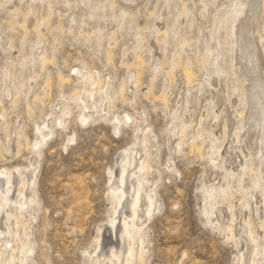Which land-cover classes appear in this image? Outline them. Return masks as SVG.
<instances>
[{"label": "rangeland", "instance_id": "rangeland-1", "mask_svg": "<svg viewBox=\"0 0 264 264\" xmlns=\"http://www.w3.org/2000/svg\"><path fill=\"white\" fill-rule=\"evenodd\" d=\"M63 1L50 4L51 27L40 28L41 41L32 30L33 16L28 17L26 34L18 26L10 27L12 19L19 24L23 20L22 14L12 13L13 8L22 2L18 7L25 13L32 0H8L0 7V170H12L11 200L16 196L15 168L31 175L25 191H34L35 201L31 204L34 211L29 214V206L22 214L27 236L6 216V211L17 216L15 204L0 208V229L8 223L17 230L16 234L1 233L0 239L27 238L34 247L31 264H95L91 258L99 261L111 248H118L122 258L125 246L118 232L122 214L116 213L113 231L104 227L116 215L108 195L114 182L110 173L117 170L123 150L133 147L144 156L141 145L133 142L136 134L145 133L152 144L147 184L157 208L143 222L141 263L263 264L264 253H252L244 225L249 215L254 235L264 242V231L256 226L261 219L264 223L261 0H253L248 16L241 20L238 45L233 36L220 31V46L210 35L225 0H184L191 21L181 0H115L113 10H100L95 0V15L85 18L90 5L69 0V11ZM36 9V18L46 14ZM122 12L128 15L121 18ZM59 26L62 30L56 29ZM165 28L169 29L165 38L155 35V30ZM24 36L27 42L21 52ZM39 41L34 59L29 47ZM44 49L52 62L42 68L36 59ZM208 51L220 53L219 67L213 65L214 55ZM86 73H91L93 83ZM116 119L122 121L114 131ZM43 125L47 130L41 132L48 135L35 146L41 140L38 127ZM190 142L201 149L190 150ZM211 143L216 155L211 153ZM219 161L225 172L218 167ZM256 174L261 182L254 186ZM128 177L126 185L133 180ZM3 181L0 175V186ZM225 184L232 195H225L227 201L215 196L216 208L205 212L204 190ZM243 190L248 191L245 198H241ZM127 202L128 197L122 201V212H128ZM227 225L233 227V238L239 242L228 237ZM239 253H243L242 262Z\"/></svg>", "mask_w": 264, "mask_h": 264}, {"label": "bare ground", "instance_id": "bare-ground-1", "mask_svg": "<svg viewBox=\"0 0 264 264\" xmlns=\"http://www.w3.org/2000/svg\"><path fill=\"white\" fill-rule=\"evenodd\" d=\"M19 1H21V0H19ZM55 1L56 0H32V3L33 4L32 3L31 4L28 3L29 5L27 6V12H25V13L20 12V9L21 8H19L18 5H20L22 2L19 3L17 6H15V8H13L12 13H14V14L16 13V15L18 13L19 14H22L23 20H22V23L19 24L16 21H14V19H12L10 21V27H11V29L13 30L15 28V26H18V27H20L25 32V34L28 33L27 20H28V17L33 16L34 19H35V25L32 27V30L37 34V36H38L37 40H40L41 41L42 33L40 31V28L41 27H44V28L48 29V28L51 27L50 26V21H51L50 19L52 17L51 15H52L53 11L51 10V5L50 4L52 2H55ZM82 1H83V5L84 6L88 4L91 7V10L89 12L84 13V17L83 18H85L87 16H92V15L94 16L95 14H94V11L93 10H95V2L96 1L95 0H82ZM23 2H24V0H23ZM130 2H132V0H130ZM224 2H225V4H223V5H225V6L222 9V12L220 13L219 18L216 20V22L214 24V26H215L214 27V33L211 34L210 37L213 38V39H215L216 41H218L219 36L217 35V33L220 32V31H223L225 34H229L230 36H233V38H234L233 41L235 42L236 45H238L237 35H239V31H240V28L242 26V24L240 25V23H241V20L243 18H245V16L247 15V13L250 11L249 7H250V5H252L253 0H225ZM5 3H8V0H0V7L2 6V4H5ZM35 3L37 5H35ZM181 3H182L183 11L186 13L187 17L189 18V21H191L192 20V14H191L190 11H188V6H187L186 2L184 0H181ZM259 3H260V6H262V8H263V6H264V0H261ZM63 4L67 8V10L72 11V8H71V5H70L69 0H64L63 1ZM98 4H99V9L100 10H102L103 8H106V7H109L110 9L113 10V9H115L117 7L115 0H99ZM37 7L44 9L45 12H46V14L44 16H42L41 18H36V16H35V12H36L35 10H37L36 9ZM1 8H3V7H1ZM102 13H103V11H102ZM127 15H128L127 12H122L120 17L121 18H124ZM72 16L73 15L71 14L70 17H72ZM99 17L105 19V17H104L103 14H99ZM73 21H74V19L72 17L71 22H73ZM236 21H239V23L237 22L238 24L237 23L234 24ZM242 21H244V20H242ZM56 29L62 30V28L60 26L58 28H56ZM96 31L99 34L102 32L100 28H98ZM154 33L157 36H161L162 38H165L169 34V29L168 28H165L164 31H162V32H160L158 30H155ZM40 41H39V43L36 42L35 43V46L29 47V56L30 57H33L34 59H35V57H34L35 51H37V50L39 51V46H40V43H41ZM26 42L27 41H26L25 36H24V38L22 40V43L20 44V49H19L21 52H24V45L26 44ZM217 45L220 46V42L219 41H218V44ZM246 47H248V46H246ZM9 48L11 49V47H9ZM138 49H141L140 46H138ZM51 51L53 52V49H51ZM248 53L247 54L245 53L246 54L245 56H247ZM211 54L214 55L212 52L208 51V55H211ZM219 56H220V53L218 52V54L214 55V57H213L214 59H213V62H212L213 65L216 64L217 67H219V64H217V59L219 58ZM251 57H249V59ZM51 60H52V57L48 56V53H47V50L46 49L41 50L40 56H38V58L36 59V61L41 64L42 68H44L47 63L52 62ZM246 60L248 61V59H246ZM174 63H176V62H173V64ZM141 65H142V63H141ZM245 65H246V63H245ZM187 70H186V76H187V78L190 79L191 74ZM251 73H253V72H251ZM90 74L89 73H86V75H87L86 77L87 78H90L91 77ZM92 78H93V76L91 77V81L93 83L94 80H92ZM95 85H96V88H97V83ZM98 85H99V83H98ZM261 101H262V99L259 100L258 102H261ZM262 103L263 102H261V104ZM261 111L262 110H260V112ZM83 119H84V117H83ZM126 119L128 121H133L129 116H126ZM121 121L119 119H116L115 120V124L113 125L114 131H117L118 130V128H119V126L121 124ZM181 128H182V126H181ZM38 129H39L40 132L43 131V130H47L46 126H44V125L42 127L39 126ZM183 131L184 130L182 129L181 132H180V134H182ZM47 135L48 134H42V132H41V135H40V139L41 140H37V142H35V146H38V144H40L41 141L44 140ZM236 135H238V134H236ZM148 137H147V135L145 133H143L141 136L138 135V134H136L134 136L133 145L134 144H137V143L139 145H141V148H142L143 153H144V156L143 157L140 156L139 155V151L138 150L136 151V149L133 148V147H130L129 149H125V150L122 151L121 155L118 158L119 164H118L117 170L116 171H112L110 173V179H114V182L112 184H110L109 193H108V195L111 196L110 198L112 200V207H113L112 208V214H116V213L118 214V212H120L122 214L121 217H120L119 224L120 223L121 224H120V228H119V231L118 232H119V240L120 241H124L125 250L122 249L124 251L123 256L121 258V251L118 248H115V249L114 248H111V249H109V251H108V253H107V255L105 257H103V258L100 257V258H102V259H100L101 261L100 260L98 261V259L96 257H94V258H91L90 257L91 259H93V261H94L95 264H117V261H119V260H121V263L122 264H135L134 262H136L137 264H142L141 262L143 261V254L145 255V253H144L145 249L143 248V245H142V242H144L143 239H144V236H145V234H143L144 231H145V230L143 231V227H144L143 226L144 225L143 222L146 221L147 219L149 220V218H150L153 210L155 208H157V205H156L157 203L155 201L156 198L153 197V195H152L153 194V189L151 187H149V184H147V182L150 181V179H151L147 175H148V171H150L149 170V168H150L149 156H150L151 152L149 150V147L152 146L151 141H150V139ZM68 140H70V138ZM193 142H194V139H193ZM195 144L196 143L189 144V146L191 148L190 150L193 149V151H194V150L197 149ZM178 145H179V143H178ZM210 148L212 149L211 150L212 151L211 153L213 154V152H214L215 155H216V151L217 150H216V148L214 147V145L212 143H211V147ZM198 149H201V148H198ZM198 152H200V150ZM212 154H210V156ZM209 157H207V158H209ZM150 158H151V156H150ZM223 160L224 159H220L221 162H223ZM261 160H262V158H261ZM220 161H219L218 167H220V169H223L222 168L223 166L222 167L220 166V165H222V163H220ZM249 165H247V166H249ZM244 168L245 169L247 168L245 164H244ZM249 168H250V166H249ZM15 169L17 170V172H15V173L18 174L17 175L18 178H17V183H16L17 184L16 192H15L16 193V196H15V199L14 200H11V197L8 196L9 195V192L11 190L13 191V189H12V184H13L12 170H10V169L9 170L8 169H1L0 170V175H2L3 176V179H4L3 184H1V186H0V200H1L0 201V208L2 209V207H5L7 203L13 202V205L15 204L14 207L17 210V216H12L10 213H7V211L4 209L6 211V216H8V219L9 218H12L14 220L13 222L16 224V226H19V229L22 228V230H23L22 232L24 233L25 236H27L26 235L27 220H25V221L22 220V218H23L22 217V214H23V211L26 209V207H29V206H30L29 214H31L34 211V210L32 211V205H31L33 202H35V201H33L34 200V196H33L34 194H32L34 191H32V193H29V194L27 193V191H25L26 187H28L29 184L31 183L30 179L32 178V176L31 175L30 176H26L25 173H24L25 171L23 172L20 168L19 169L15 168ZM225 170H226V168H225ZM250 170H251V168H250ZM222 171H224V169ZM227 171L228 172H231L230 169L227 170ZM256 171H258V170L256 169ZM115 172H117V174ZM228 172L225 173V174L226 175L229 174ZM226 175L224 176L225 178H226ZM230 175L231 174H229V176ZM234 175H232V176L233 177H236L237 180H240L238 176H236V175L234 176ZM256 175H254L253 180H252V185H254V186L255 185H258L259 178H260L259 177L260 176L259 174L257 176ZM128 176H131V179H133V180L132 181L130 180L129 183H128V185H126L125 183L128 182L127 181V177ZM221 176L223 177V174ZM128 178H130V177H128ZM152 182L153 181H151V183ZM228 183H230V182L228 181ZM153 185H154V183H153ZM228 185H230V184H228ZM237 186H239V185L237 184ZM215 187H209L206 190H204V193H205L204 196L207 199V203L205 204L206 205L205 206V212H210L211 209L213 210V208H216V207H214L215 204H216V202H217V200H215V198H216L215 196L224 197V200H225V195H228V196H231L232 195L231 192L228 190L230 187H228L226 184L224 186H222V187H220V186L219 187H216V188ZM235 189L236 190L237 189L239 190L240 188L237 187ZM30 190H32V189H30ZM241 190L239 192H241ZM247 190H249V189H247ZM257 190H258V188H257ZM242 192L243 193L241 194V198H245L246 197L245 196L246 195V192H248V191L244 192V190H243ZM247 195H249V194H247ZM126 197H128V202H127L128 203L127 204L128 212H122V210H120L121 207H122V201ZM247 197H249V196H247ZM227 198L230 199V197H227ZM247 200L244 199L243 201H246V203H247ZM225 201H227V200H225ZM241 203H242V201H241ZM243 205L245 206L244 203H243ZM218 211H219V208H218ZM230 213H232V212H230ZM117 214L115 216L114 215L111 216L109 218V220H108V223H107L108 225H105L104 227H107L111 231H113V228H114V225L113 224H115L114 221H115V219L117 217ZM231 215L232 214H230V216ZM211 216H212V214H211ZM232 217H233V215H232ZM233 219H234V217H233ZM233 219H231V220H233ZM262 220L263 219H261V221ZM229 221H230V219H229ZM261 221L257 225L255 224V222H254V224L256 226L260 227L262 229V231H264V223L261 222ZM227 223H229V222L227 221ZM254 224H252V225L254 226ZM10 225L8 223H6L5 229L4 230L3 229H0V234L3 233V232H6L7 235L9 233L16 234L17 233V230H12ZM230 225H227L225 230H229V236L228 237L234 239L233 238L234 236H233V234L231 232V229H233V227L230 229ZM244 225L246 227L245 229H246V235H247L248 241L252 244V245L250 244L252 246V253L254 255L257 254V253H261L262 251L264 253V244H263L264 242H259V241H263V240H260L261 238H259L257 235H254V232L255 231L253 232V230H254L253 228L254 227L253 228H252V226L250 227L251 220H250V216L249 215H248L247 220L244 221ZM222 230H223V228H222ZM240 230H242V232H243L244 231V228L243 229L240 228ZM6 233H5V235H6ZM242 234H243L242 236L245 235L244 232ZM1 236L2 235H0V237ZM3 236H4V233H3ZM15 237H17V236H15ZM98 237H99V235H98ZM104 237H105V235H104ZM239 237L240 236H238V238ZM244 237H246V236H244ZM257 237L259 238V241L257 240ZM3 239H4V241L0 239V241H2V243L0 242L1 243L0 244V262H1V264H3L2 262L4 260L6 261V264H31V260H30L31 257H30V255L33 252L32 250H33L34 247L31 245L32 243L27 238H25L24 241H23V239H19L18 237H17V239H12V240L11 239H6L4 237H3ZM262 239H264V238H262ZM97 240H98V238L95 240L96 241V244H97ZM227 240H229V239H227ZM16 241L19 242V243H17ZM235 241H238L239 242V240H235ZM10 242H13V243H10ZM6 243H8L7 246H6ZM98 244H99V242H98ZM118 247H119V245H118ZM93 250H95V245H94ZM96 250H97V247H96ZM246 250H248V248ZM97 252H95V254ZM91 254H89V256ZM242 254L239 253V256H238L239 259H240V261H241V258L243 256ZM244 254H245V257H246V253H244ZM237 258H236V260L239 261ZM243 259H244V257H243ZM254 259L255 258H251V260H253V261H254ZM263 262H264V260H263ZM261 263L262 262H260V264ZM252 264H254V263H252Z\"/></svg>", "mask_w": 264, "mask_h": 264}]
</instances>
